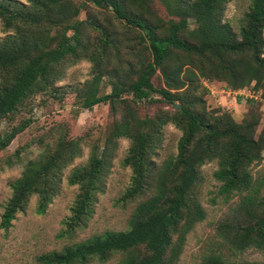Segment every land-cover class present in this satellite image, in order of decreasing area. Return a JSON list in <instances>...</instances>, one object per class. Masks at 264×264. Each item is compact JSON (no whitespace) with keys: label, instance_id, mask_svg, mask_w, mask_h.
<instances>
[{"label":"trees","instance_id":"1","mask_svg":"<svg viewBox=\"0 0 264 264\" xmlns=\"http://www.w3.org/2000/svg\"><path fill=\"white\" fill-rule=\"evenodd\" d=\"M0 0V25L6 34L0 38V121L15 120L32 96L54 90L62 77L61 65L80 60L90 65L91 80L85 82L83 109L108 104L118 114L110 131L113 141L128 142L122 165L131 169V181L122 199L146 195L139 202L121 232H104L82 242L63 247L59 252L39 255L37 264H88L107 262L122 255L118 264H172L182 249L185 235L202 222L203 208L192 195L199 181V168L215 162L213 178L218 194L240 197L237 216L242 218L218 226L217 253L204 257L199 264H257L237 261L247 249L264 251V200L247 196L251 188L249 167L261 161L264 150V120L257 139L254 129L259 114L254 100L248 99V110L240 123L227 120L223 127L210 112L192 110V102L177 98L169 90L179 89V75L188 66V77L223 80L233 90L249 81L253 91L264 98V0H248L244 23L238 32L221 22L224 5L230 0H161L171 9L166 22H150L139 12L131 14L128 4L140 8L136 0H83L94 7L109 10L127 30V50L132 59L125 71L107 68L110 51L119 59L116 35L89 20L76 19L80 6L72 0ZM174 17V19L172 17ZM186 18L199 24V30H186ZM96 34L89 39L87 28ZM122 73V74H119ZM163 80L164 88L152 84L153 76ZM119 74V75H117ZM115 76L109 93L98 94L103 76ZM152 94L179 106L172 113L139 117L135 104ZM128 96V97H125ZM172 124L180 131L175 154L159 166L152 180H146L161 142L162 128ZM20 118L0 134V151L27 128ZM73 145V146H72ZM61 150L47 152L36 162H27L17 179L9 184L11 195L2 208L0 229L6 231L15 214L21 212L31 195H36V213L42 214L54 195L61 158L68 163L78 153L76 143ZM78 150V151H77ZM105 153V152H104ZM67 159V160H66ZM104 156L92 154L88 165L73 170L67 183L76 185L78 193L70 207L68 228L83 223L90 216V205L99 191L101 173L106 167ZM6 160L4 165H10ZM245 218V223H244ZM67 228V229H68ZM225 251V254L223 253Z\"/></svg>","mask_w":264,"mask_h":264},{"label":"rangeland","instance_id":"2","mask_svg":"<svg viewBox=\"0 0 264 264\" xmlns=\"http://www.w3.org/2000/svg\"><path fill=\"white\" fill-rule=\"evenodd\" d=\"M14 1L19 4L27 3L26 0ZM136 1L141 7L128 4L130 7L127 10L131 14L138 11L140 16L156 23H164L170 17L171 9L161 0ZM171 1H169L170 5ZM72 2L80 6L76 17L78 21L90 19L116 35L115 39L119 42L117 51L119 59L117 61V57L110 51L106 65L110 72H115L117 69L125 71V62L132 59L123 35L127 34L125 27L112 17L110 9L96 8L90 2L83 0H72ZM248 3V0H230L224 5L221 22L237 33L244 23ZM185 26L189 31L199 30L200 27L190 18H186ZM6 34L8 33L3 32L0 25V38ZM95 34L92 29L87 28L86 35L89 39ZM126 37L128 38V34ZM262 37L264 39V30ZM67 63L60 66L63 73L60 80L53 84L54 90L32 96L26 101L15 120L0 121V134L20 118L29 122L28 127L0 151V215L11 195L9 184L19 177L27 162H36L47 152L53 153L55 150H61L60 155H63L69 142H75V150L79 149L68 163L64 161V157L61 158L63 163L56 175L58 179L55 192L44 212L36 213L38 198L35 194L31 195L23 210L15 214L10 227L6 231L0 229V264H37L35 258L39 255L57 253L65 246L82 242L104 232L125 231L135 206L147 195L122 199L130 185L132 173L129 167L122 165L128 142L125 139L113 141L110 137L112 125L118 114L113 115L108 104L103 103L94 105L90 109H83L81 101L85 95L84 89L87 87L84 85L92 77L90 65L83 60L73 65ZM188 70L191 68L183 66L179 75L183 85L179 89L169 91L179 99L192 102V110L201 111L203 108L206 112H210L216 119L212 122L219 123L221 127L227 124V120L234 124L240 123L248 110L247 100L253 99V106L259 114V122L253 136L257 139L263 127L264 98L260 97V92L253 91V82L249 81L243 88L233 90L223 80L215 79V70L208 73L210 78L206 80L196 77L190 79ZM113 81H115L114 75L101 77L97 85L98 94L109 93ZM152 84L156 88H164L163 80L158 73L153 76ZM175 105L178 108V100L175 101ZM134 107L139 117H153L161 113H172L177 109L157 94H152L148 100L139 102ZM179 136L180 131L172 124L162 128V139L152 161L153 171L150 168L146 180H152L161 163L168 156L175 154ZM92 154L97 157L102 155L107 160L106 167L101 173L99 191L90 205V216L83 223L68 228L66 222L78 188L76 185H69L67 178L73 170L86 167ZM261 157L260 162L249 167L251 188L246 192L247 196H252L257 201L264 200V150L261 152ZM9 159L11 164L4 165ZM215 170V162L205 163L199 168V181L194 186L192 195L203 208L205 216L202 222L196 224L185 235L182 249L177 260L172 264H199L207 255L216 254L218 226L231 223L233 220L238 221L243 217L240 213L236 215L240 206L238 195L223 197L218 194V183L212 175ZM223 253L225 254L224 250ZM121 258L122 255L115 254L102 264H118ZM236 260L264 264V251L247 249L239 254ZM88 264L99 263L91 261Z\"/></svg>","mask_w":264,"mask_h":264},{"label":"water","instance_id":"3","mask_svg":"<svg viewBox=\"0 0 264 264\" xmlns=\"http://www.w3.org/2000/svg\"><path fill=\"white\" fill-rule=\"evenodd\" d=\"M174 107L177 108V105H175Z\"/></svg>","mask_w":264,"mask_h":264}]
</instances>
